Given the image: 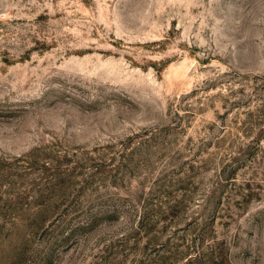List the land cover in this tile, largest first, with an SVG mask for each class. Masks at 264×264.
I'll return each mask as SVG.
<instances>
[{
	"label": "rangeland",
	"instance_id": "1",
	"mask_svg": "<svg viewBox=\"0 0 264 264\" xmlns=\"http://www.w3.org/2000/svg\"><path fill=\"white\" fill-rule=\"evenodd\" d=\"M0 264H264V0H0Z\"/></svg>",
	"mask_w": 264,
	"mask_h": 264
},
{
	"label": "trees",
	"instance_id": "2",
	"mask_svg": "<svg viewBox=\"0 0 264 264\" xmlns=\"http://www.w3.org/2000/svg\"><path fill=\"white\" fill-rule=\"evenodd\" d=\"M182 202V201H181ZM179 203V202H178ZM179 204H175V206L177 207ZM171 207H173V206H171Z\"/></svg>",
	"mask_w": 264,
	"mask_h": 264
}]
</instances>
